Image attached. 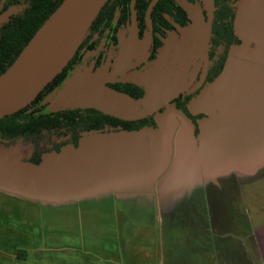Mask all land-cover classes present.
<instances>
[{"label":"crops","instance_id":"0c3cea01","mask_svg":"<svg viewBox=\"0 0 264 264\" xmlns=\"http://www.w3.org/2000/svg\"><path fill=\"white\" fill-rule=\"evenodd\" d=\"M233 32L187 114L0 159V264H264V0Z\"/></svg>","mask_w":264,"mask_h":264},{"label":"trees","instance_id":"16d2710c","mask_svg":"<svg viewBox=\"0 0 264 264\" xmlns=\"http://www.w3.org/2000/svg\"><path fill=\"white\" fill-rule=\"evenodd\" d=\"M63 1L0 0V75L11 66L36 31ZM151 1L106 0L68 65L28 106L0 119V149L26 146L30 156L25 160L37 165L43 154L58 152L68 144L76 145L87 134L154 127L156 112L149 111L136 118H119L91 106H63L55 98L57 90L64 87V82L83 67V58L88 51L107 38L115 40L118 31L126 32L133 28L139 39H148L156 60L166 34L173 32L174 28L188 26L191 6L200 3V0H159L153 8L148 9ZM239 1L211 0V53L202 85L211 82L219 74L229 46L239 43L233 32ZM127 87L124 85L121 90L129 96ZM198 90L187 93L178 91L167 101V105L187 114L188 103ZM136 91L141 95L139 89L136 88ZM140 98H144V93Z\"/></svg>","mask_w":264,"mask_h":264},{"label":"flooded vegetation","instance_id":"af4514ba","mask_svg":"<svg viewBox=\"0 0 264 264\" xmlns=\"http://www.w3.org/2000/svg\"><path fill=\"white\" fill-rule=\"evenodd\" d=\"M211 12V0H200L197 6H191L190 23L166 34L156 60L148 39H139L133 28L116 32L115 40L100 41L83 58V67L57 90V102L63 106H91L119 118H136L149 111L160 112L178 91L200 89L211 53ZM165 56L172 62L170 78L162 80L160 97L151 109H146V90L140 76ZM172 81L178 85H171ZM124 85L128 86L129 96L121 90ZM66 88L72 89V94L64 97L61 93ZM143 93L144 98H140Z\"/></svg>","mask_w":264,"mask_h":264},{"label":"water","instance_id":"95a60500","mask_svg":"<svg viewBox=\"0 0 264 264\" xmlns=\"http://www.w3.org/2000/svg\"><path fill=\"white\" fill-rule=\"evenodd\" d=\"M158 1L152 0L148 9L153 8ZM105 2L106 0H64L46 19L11 66L0 75V119L28 106L42 89L67 66ZM50 31L58 37V54L30 83L13 95L2 98L37 43ZM171 67L170 57L165 56L140 76L139 80L146 90V109H151L155 100L160 97V84L162 80L170 78L168 71Z\"/></svg>","mask_w":264,"mask_h":264},{"label":"bare ground","instance_id":"6f19581e","mask_svg":"<svg viewBox=\"0 0 264 264\" xmlns=\"http://www.w3.org/2000/svg\"><path fill=\"white\" fill-rule=\"evenodd\" d=\"M58 54V37L50 31L35 46L18 74L8 86L2 98L9 97L30 83L39 75L50 61Z\"/></svg>","mask_w":264,"mask_h":264},{"label":"rangeland","instance_id":"374dc122","mask_svg":"<svg viewBox=\"0 0 264 264\" xmlns=\"http://www.w3.org/2000/svg\"><path fill=\"white\" fill-rule=\"evenodd\" d=\"M177 83L178 82L172 81L171 85H174V84L178 85ZM71 90L72 89H70V88H66L63 91V93H61L62 96L67 97V96L71 95L72 94V92H70ZM29 156H30V153L26 149V146L24 147V146L19 145L17 148H12L11 150L0 149V159L26 161L25 159H27V157H29ZM26 162H28V161H26Z\"/></svg>","mask_w":264,"mask_h":264}]
</instances>
